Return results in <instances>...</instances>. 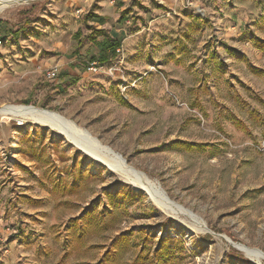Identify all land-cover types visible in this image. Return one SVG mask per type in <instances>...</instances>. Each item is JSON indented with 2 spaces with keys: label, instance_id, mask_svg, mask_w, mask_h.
Here are the masks:
<instances>
[{
  "label": "rangeland",
  "instance_id": "374dc122",
  "mask_svg": "<svg viewBox=\"0 0 264 264\" xmlns=\"http://www.w3.org/2000/svg\"><path fill=\"white\" fill-rule=\"evenodd\" d=\"M66 2L0 13V108L59 112L152 190L56 127L0 117V264H264V0H138L101 26L74 5L65 21ZM106 34L121 50L90 71Z\"/></svg>",
  "mask_w": 264,
  "mask_h": 264
},
{
  "label": "bare ground",
  "instance_id": "6f19581e",
  "mask_svg": "<svg viewBox=\"0 0 264 264\" xmlns=\"http://www.w3.org/2000/svg\"><path fill=\"white\" fill-rule=\"evenodd\" d=\"M29 1L31 0H0V13L11 5L27 3ZM0 117H3L4 119L16 117L20 119V122H22L23 119H30L44 125L56 127L59 131L64 132L67 136L72 137L74 140H77L78 143L83 144L88 153H90L94 157L102 159L117 172H121L123 175H128L131 174V171H133L137 176V179H132L133 177L130 178V176L129 179H132L134 182L140 184V186L147 188L150 192L152 190L148 188L149 186L146 185L147 179H145L146 175L144 174V172L142 173V171L140 172L135 168L134 170L132 166L126 164L125 159L119 153L115 152L109 146L104 145L100 140H98L95 136L88 132V130L75 123V121L66 118L57 111L48 110L32 105H5L0 108ZM87 145H89L90 147H87ZM152 195L155 197V200L157 201L159 206L164 209V211L170 214L178 215L173 211V208L177 203L174 204L173 200H171L173 201L171 202L170 199L159 193H153ZM179 209L181 208H178V210ZM232 243L234 242L232 241Z\"/></svg>",
  "mask_w": 264,
  "mask_h": 264
},
{
  "label": "crops",
  "instance_id": "0c3cea01",
  "mask_svg": "<svg viewBox=\"0 0 264 264\" xmlns=\"http://www.w3.org/2000/svg\"><path fill=\"white\" fill-rule=\"evenodd\" d=\"M137 1L78 0L75 6L73 0H68L62 12L66 11L64 13L65 21H70L71 23L74 22V14L73 7L69 8V5H74L76 8L79 7L77 10L83 11L75 21L76 23H98L100 26L106 23H130V14L136 9Z\"/></svg>",
  "mask_w": 264,
  "mask_h": 264
},
{
  "label": "trees",
  "instance_id": "16d2710c",
  "mask_svg": "<svg viewBox=\"0 0 264 264\" xmlns=\"http://www.w3.org/2000/svg\"><path fill=\"white\" fill-rule=\"evenodd\" d=\"M1 23L2 21H0V24ZM75 35L80 37L81 32L78 30ZM122 41V37H115L110 34H106L100 41L94 40L95 45L97 46V51L91 55L89 62L97 61L101 65L108 62L111 58L116 56L117 49L121 46ZM82 43L83 41H80L78 44L81 46Z\"/></svg>",
  "mask_w": 264,
  "mask_h": 264
},
{
  "label": "built area",
  "instance_id": "2783aa9c",
  "mask_svg": "<svg viewBox=\"0 0 264 264\" xmlns=\"http://www.w3.org/2000/svg\"><path fill=\"white\" fill-rule=\"evenodd\" d=\"M2 42L3 41L0 39V44ZM120 50H121V48L119 47L117 49V51L119 52ZM100 68H101V64H99L97 61L89 62L88 65H87V69L90 70V71H98V69H100ZM58 74H59L58 67H52V68H50L47 71V77L50 80H53V79L57 78L58 77Z\"/></svg>",
  "mask_w": 264,
  "mask_h": 264
},
{
  "label": "water",
  "instance_id": "95a60500",
  "mask_svg": "<svg viewBox=\"0 0 264 264\" xmlns=\"http://www.w3.org/2000/svg\"><path fill=\"white\" fill-rule=\"evenodd\" d=\"M48 126V125H47ZM50 127V126H49ZM60 134H62V135H65L64 134V132H61ZM75 146H77L76 145V143L74 142V141H71ZM79 149L82 151V152H84L85 154H87V155H89L92 159H94V160H96V161H98V162H101V163H104L105 165H107V163H105V162H103L100 158H97V157H94V156H92L90 153H86V151L82 148V147H79ZM121 156H123L122 154H121ZM126 160V159H125ZM108 166V165H107ZM109 167V166H108ZM230 242V241H229ZM232 243V242H231Z\"/></svg>",
  "mask_w": 264,
  "mask_h": 264
}]
</instances>
